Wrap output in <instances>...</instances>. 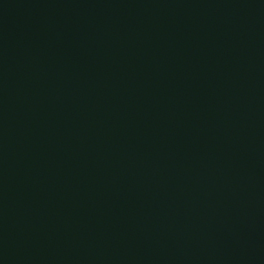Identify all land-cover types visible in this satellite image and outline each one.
Masks as SVG:
<instances>
[{"label":"water","instance_id":"1","mask_svg":"<svg viewBox=\"0 0 264 264\" xmlns=\"http://www.w3.org/2000/svg\"><path fill=\"white\" fill-rule=\"evenodd\" d=\"M0 264H264V0H0Z\"/></svg>","mask_w":264,"mask_h":264}]
</instances>
